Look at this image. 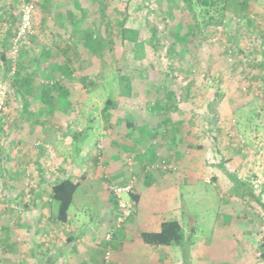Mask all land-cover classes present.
Returning a JSON list of instances; mask_svg holds the SVG:
<instances>
[{"label":"rangeland","instance_id":"obj_1","mask_svg":"<svg viewBox=\"0 0 264 264\" xmlns=\"http://www.w3.org/2000/svg\"><path fill=\"white\" fill-rule=\"evenodd\" d=\"M25 1L29 0H0L1 18L10 12L19 21ZM41 3L37 0L30 45L22 47L14 56L11 50L14 31L6 43H0V56L5 51L13 55L10 65L3 64L0 70V76L3 75L0 83L8 89L6 108L10 99H14L10 84L20 67L25 68L22 73H28L34 84L45 87L59 82L69 87V98L56 106L60 115L71 118L69 137L63 143L55 142L54 148L62 150L65 162L70 164L82 162L80 152L86 146L95 150L98 145L104 150L101 138L104 136L96 137L91 129L93 124H88L90 129L83 133L79 125L85 129L88 119L99 116L109 97L123 96L119 99L124 107L120 115L129 110L134 117L166 120L163 129L168 134L182 132V139L177 137L179 142L169 137L170 141L174 139L175 148H181L187 155L193 154L205 170L199 184L191 187V195H188L189 188L183 186L182 190L184 232L190 240L181 249L182 263L264 264L260 249L264 237V207L253 204L249 197H241L233 182L216 166L225 160L227 171L250 181L254 194L261 193L264 202V0L253 2L244 15L227 12L221 24L203 23L199 10L182 0H51V12L46 14ZM43 17L48 27H41ZM215 17L220 19L219 14ZM125 18L126 27L140 31L138 44L123 40ZM197 22L201 23L200 27ZM91 27L102 32L106 44L102 56L95 55L77 38L79 30ZM6 30L2 24L0 33ZM187 34L186 40L177 41ZM70 59L68 64L73 70L62 73L59 66ZM121 75L132 78V96L122 93L117 79ZM168 100L178 106L160 110ZM40 106L37 110L41 112ZM37 142L35 148H40L42 142ZM58 162L51 160L48 170L53 171ZM169 162L173 168L166 172L177 171L176 164ZM88 185L83 183L79 192L87 194L89 190L85 186ZM147 204L146 211L155 207L154 201ZM99 207L97 197L89 193L79 210L71 208L70 214L79 211L82 220L79 224L82 227L73 234H84L92 225L89 218L97 227L99 219L94 215H98ZM136 213L120 228H114V238L123 234L122 228ZM10 222L13 225L16 220ZM37 224L38 220L34 226ZM100 227L97 230L102 237ZM59 238L40 236L42 241L35 255L44 256L43 245L47 241L51 248L49 255L56 256L59 251L67 254L70 250L62 249ZM111 243L104 240L106 247ZM103 254L100 250L99 255ZM0 260V264H5L1 244ZM47 260L45 256L43 261Z\"/></svg>","mask_w":264,"mask_h":264},{"label":"crops","instance_id":"obj_2","mask_svg":"<svg viewBox=\"0 0 264 264\" xmlns=\"http://www.w3.org/2000/svg\"><path fill=\"white\" fill-rule=\"evenodd\" d=\"M41 1L43 8V0ZM42 12L50 13L51 7L49 6L47 10L42 9ZM1 23L7 30L0 33V43H6L12 32H16L18 28V17L7 12L5 17L0 16V27ZM41 27H48L47 19L44 17ZM5 52L0 56V70L3 64L9 66L13 60L10 53L6 55L7 60L3 58ZM60 67L61 65L59 70ZM10 87L15 96L14 99H10L1 118L0 128V244L3 262L67 264L70 261L69 264H105V252L110 246L114 264H183L180 246H153L145 243L141 237L143 231H160L165 220H178L184 228L183 186L190 189L188 195H191V187L199 184L200 176H203L201 174L205 170L201 168L193 154L187 155L181 148L179 150L175 148L173 142H179L177 137L182 139V132L177 134L176 130L175 134H168L166 128L163 129L166 120L137 115L134 117L129 110L124 111L125 114L122 111L120 115V109L124 108L120 105L119 99L123 98L121 96L115 101L116 107L105 113L104 106L99 116L93 120L88 119L85 129L79 125V130L82 129L80 132L83 133L89 127L88 124L92 123L91 129L95 131V135L97 134L96 137L104 136L101 137L104 139V150H100L98 145L95 150L86 146L80 152V155H83L82 162L75 161L74 164H70L65 162V153L54 148L55 142L60 140L62 142L69 137L68 127L71 118L66 114L60 115L56 109L60 102L69 97L64 99L53 92L54 100L45 102L41 89L46 87L43 85L11 83ZM66 88L70 96L71 90L67 86ZM133 93L134 87L130 96ZM39 105L43 107L41 112L37 110ZM170 106L176 108L178 103L168 100L163 103L160 110ZM117 109L118 112L115 114ZM80 121L81 119L78 120V124ZM169 137H174L175 141L174 139L170 141ZM73 139L78 138L75 135ZM40 140L42 146L35 148L36 142ZM163 159L176 164L177 171H147V165ZM51 160L53 163L59 161L56 168L52 167L53 171L48 170V163L50 164ZM130 160L134 161L133 167L130 166ZM133 176L137 178L135 192L139 197L138 212L132 221L124 225L123 234L115 236L112 243L106 247L104 238L111 225H115L117 213V199L112 187L128 181ZM68 178L79 182L80 186L69 209L68 220L63 222L56 218L57 207L52 195L54 185ZM214 179L216 180L215 177ZM83 183H89L85 186L89 190L87 194L95 195L100 207L98 215H94L99 219L97 227L93 225L94 220L89 218L92 225L87 227L88 230L86 228L84 234L81 232L80 236L73 233L82 227L79 211H76L82 207L87 195L85 191L79 192ZM147 201H154L155 204V207L148 211ZM72 207L76 211L70 214ZM12 219L16 220L13 225L10 222ZM36 220L38 224L34 226ZM98 226H101V233H104L102 237L99 236ZM44 235L51 239L55 235L60 237L58 240L62 243V249L70 251L67 254L59 251L56 256L55 253L49 255L48 251L51 248L47 241L46 245H43L44 256L39 258L35 252L39 250L37 249L41 243L39 241L43 239L40 240V236ZM100 250L102 254L104 252L103 256L99 255ZM45 256L48 257L46 263L43 261Z\"/></svg>","mask_w":264,"mask_h":264},{"label":"trees","instance_id":"obj_3","mask_svg":"<svg viewBox=\"0 0 264 264\" xmlns=\"http://www.w3.org/2000/svg\"><path fill=\"white\" fill-rule=\"evenodd\" d=\"M30 1V0H29ZM187 6L191 7L192 9H198L201 17L203 18V23H215L221 24L223 23L224 18L226 17L227 12H231L237 15H244L247 14L250 10L253 2L257 0H182ZM51 0H43V8L47 10L50 6ZM49 5V6H47ZM219 14L220 19L216 20L215 15ZM209 17V19L207 18ZM207 18V19H206ZM125 20L122 27V38L124 41L129 40L133 43L139 42L140 38V31L134 28L126 27ZM214 21V22H213ZM216 21V22H215ZM198 27L201 26V23H196ZM19 26V25H18ZM18 29V28H17ZM78 40H81L84 46L92 51L97 56H102V53L105 49V42L102 36L101 31H96L94 28H85L78 31ZM188 38V34L178 37V40H186ZM8 55L6 52L3 55V58L7 60ZM71 61L67 60L64 65H61L60 70L62 72H71V68L69 67L68 62ZM25 70L24 67H20L18 73L14 76L12 83L20 84V85H31L33 84V78L27 73V75L23 74L22 72ZM120 81V85L122 86L121 90L126 96H130L133 91L132 86V78L129 75H121L117 77ZM46 88H42V98L43 100L52 102L54 100L53 92L59 94L60 97H69V90L66 86L62 83H53L52 85L45 86ZM116 99L113 97H109L107 99V103L104 109L106 113L109 109L116 107ZM0 128L1 121H0ZM220 154L223 155L222 152ZM225 160H221L218 164H216L217 168L222 169V171L227 175V177L233 182L235 188L238 191V194L241 197H249L252 199L253 204H259L260 206L264 207V202L262 198V194L259 193L258 195L254 194L253 192V184L250 181H246L242 179L239 175L235 173H229L227 171V167L225 165ZM79 182H75L70 178L64 179L60 182H57L53 187V195L52 199L54 200V204L57 207L56 218L60 221L67 222L68 220V212L73 203L74 196L79 188ZM131 196L137 201L139 197L136 192H132ZM117 199V197L115 196ZM117 210H118V200H117ZM138 210V209H137ZM137 212V211H136ZM141 237L143 241L147 244L153 246H170L176 245L180 246V248H184L187 244H190V240L186 238L183 225L178 220H165L161 225V230L157 232H148L143 231L141 232ZM261 255L264 257V237L262 239V243L260 246Z\"/></svg>","mask_w":264,"mask_h":264},{"label":"built area","instance_id":"obj_4","mask_svg":"<svg viewBox=\"0 0 264 264\" xmlns=\"http://www.w3.org/2000/svg\"><path fill=\"white\" fill-rule=\"evenodd\" d=\"M37 8V0L25 1L21 5L19 15V26L12 38V53L18 55L22 47L31 44V38L34 36L35 27V12ZM13 72V71H12ZM8 98V89L6 85L0 83V121L6 111ZM173 165L168 160H162L160 162L152 163L146 166L147 171L158 170H170ZM175 168V167H174ZM137 178L133 176L128 181L115 184L112 187L113 194L118 200V210L115 217V225L111 228V232L106 234V240L112 241L114 239V233L116 228H120L125 222L137 211V201L131 196V193L135 191V184ZM126 195V197H124ZM128 195V196H127ZM115 228V229H114ZM111 254V247L109 246L104 256L105 264H114Z\"/></svg>","mask_w":264,"mask_h":264}]
</instances>
